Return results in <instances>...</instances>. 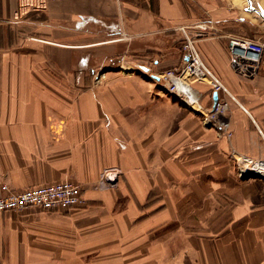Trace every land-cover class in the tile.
I'll return each mask as SVG.
<instances>
[{
  "label": "crops",
  "instance_id": "crops-1",
  "mask_svg": "<svg viewBox=\"0 0 264 264\" xmlns=\"http://www.w3.org/2000/svg\"><path fill=\"white\" fill-rule=\"evenodd\" d=\"M250 2L0 0V186L70 180L87 201L0 212V264H264V185L238 175L264 164V58L244 78L227 51L264 44ZM183 31L231 95L230 140L138 68L179 69Z\"/></svg>",
  "mask_w": 264,
  "mask_h": 264
},
{
  "label": "built area",
  "instance_id": "built-area-1",
  "mask_svg": "<svg viewBox=\"0 0 264 264\" xmlns=\"http://www.w3.org/2000/svg\"><path fill=\"white\" fill-rule=\"evenodd\" d=\"M121 8L128 9L129 5L122 3ZM195 28L203 32L208 30V27L204 24H198ZM119 33L122 34L120 29ZM183 33V57L188 56L184 66L183 60L179 69H169L159 73L151 72L149 78L158 85H162L163 89L176 95L187 108L204 112L202 107L203 93L198 91L194 85L205 84L211 88L213 93H224L229 97L231 95L220 78L204 63L196 48L194 37L188 35L185 31ZM227 51L235 72L244 78H254L259 74L264 58V44L260 41L233 36L228 39ZM102 77L103 74H97L95 79L98 81ZM194 106H198L199 110L195 109ZM215 110L217 116L214 117V125L221 136L230 140L232 130L226 119L228 103L222 102L218 96ZM259 165L264 167L263 163H259ZM246 171L251 170L243 169L240 171L241 175ZM119 176V170L107 169L101 174L99 186L101 188L111 186L117 182ZM0 191L3 193L0 194V212L22 211L28 208L45 211H65L87 206L81 186L70 180L21 191L11 190L7 185H1Z\"/></svg>",
  "mask_w": 264,
  "mask_h": 264
},
{
  "label": "rangeland",
  "instance_id": "rangeland-1",
  "mask_svg": "<svg viewBox=\"0 0 264 264\" xmlns=\"http://www.w3.org/2000/svg\"><path fill=\"white\" fill-rule=\"evenodd\" d=\"M261 20L264 21V19H261ZM161 86L158 85V89H159L160 93L172 98L177 103H179L183 108L187 109L190 113L199 116L200 122L205 128H211V129H215L217 131V129H216L215 125H214V123H215L214 117H216L217 115H216V110H215V106L216 105L214 106V101H213V95H214L213 92H212V95L210 96V98H211L210 99V101H211L210 104H208V105L204 104L203 103V98H202V107H203L204 112H200V111H194V110H191V109L187 108L186 106H184V104H182V102L180 101V99L176 95L171 94L166 89H163L162 88L163 86L162 87ZM244 167H245L244 164H242L241 167H239V169H238V175H239L240 178H242V175H241L240 171L245 169ZM253 180L254 181H259V182L262 183V185H264V181H262L261 179H253Z\"/></svg>",
  "mask_w": 264,
  "mask_h": 264
},
{
  "label": "water",
  "instance_id": "water-1",
  "mask_svg": "<svg viewBox=\"0 0 264 264\" xmlns=\"http://www.w3.org/2000/svg\"><path fill=\"white\" fill-rule=\"evenodd\" d=\"M249 10L258 13L259 18L260 19H264V10L257 8L254 2H250ZM183 60H184V63H183V66H184V64L188 60V56L187 55L184 56L183 57ZM138 68H139V70L141 72H143L145 74L150 75V73H151V71L149 70V68L146 67V66H140ZM213 101H214V106H215L217 104V102H218V94L217 93H214V95H213ZM242 178L243 179H261L262 181H264V177H262L260 174H257V173L251 172V171H246L244 174H242Z\"/></svg>",
  "mask_w": 264,
  "mask_h": 264
},
{
  "label": "bare ground",
  "instance_id": "bare-ground-1",
  "mask_svg": "<svg viewBox=\"0 0 264 264\" xmlns=\"http://www.w3.org/2000/svg\"><path fill=\"white\" fill-rule=\"evenodd\" d=\"M195 109L199 110L198 106H194ZM245 169L251 170V172L260 174L264 177V167L260 166L259 163L244 164Z\"/></svg>",
  "mask_w": 264,
  "mask_h": 264
}]
</instances>
